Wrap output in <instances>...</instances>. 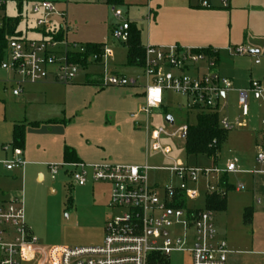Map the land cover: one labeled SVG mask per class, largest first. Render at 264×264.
Listing matches in <instances>:
<instances>
[{"label":"built area","instance_id":"obj_1","mask_svg":"<svg viewBox=\"0 0 264 264\" xmlns=\"http://www.w3.org/2000/svg\"><path fill=\"white\" fill-rule=\"evenodd\" d=\"M0 0V12L7 2ZM108 2L109 0H96ZM203 7L209 8L204 2ZM116 13V8L112 7ZM32 13L38 16L37 29L40 40H27L8 36L3 52L0 48V70L12 77V94L23 93L25 86L54 80L62 85L75 82L84 66L77 58L87 56L88 65L99 64L104 68L99 87L129 88L137 84L135 79L113 74L108 70L113 55L108 45L99 52L88 54L87 45L71 43L66 39L69 30L65 23L54 27L53 18L64 20L65 14L49 1L33 5ZM116 17L121 21L122 17ZM0 17V31L4 28ZM131 24L120 22L112 31V39L126 44ZM62 34L63 39L57 40ZM232 56H245L249 50L243 46L229 47ZM259 64V61L256 62ZM144 73L149 83L145 88V105L140 112L149 116L164 104L166 92L184 97V109L199 113L218 114L222 102L233 91L232 82L221 76L216 57L208 56L205 50L179 46H148L145 49ZM249 96L264 100V80L251 81L247 90L239 92V106L244 117L249 115ZM224 130L230 131L227 120L221 122ZM263 142H264V119ZM148 142L155 153L168 158L171 150L161 144L162 138H178L186 141L188 126L169 132L164 128L147 129ZM257 162L264 165V149L259 145ZM15 160L5 162L12 171L24 168L22 151L14 150ZM64 165L49 166L52 177L58 175ZM71 175L72 183L85 187L89 181L112 187L109 207L117 214L106 222L104 242L101 246L68 249L43 248L30 232L26 223L24 199L16 198L0 202V264H151L153 258L168 257L172 253H188L192 264H227L229 254L226 242L217 239L213 211L193 208L191 203L202 196L226 195L222 181L228 174L239 173L235 163L225 170L184 166L174 163L170 168L131 167L113 165H79ZM151 171L168 172L167 185L151 184ZM264 173V171H262ZM240 185L237 190H244ZM182 236L172 239L176 230ZM177 235V234H176Z\"/></svg>","mask_w":264,"mask_h":264},{"label":"crops","instance_id":"obj_2","mask_svg":"<svg viewBox=\"0 0 264 264\" xmlns=\"http://www.w3.org/2000/svg\"><path fill=\"white\" fill-rule=\"evenodd\" d=\"M12 1L17 5L18 14L15 17L7 15L6 10L9 3L7 2L2 12H0L2 20L18 19L17 35L15 36L27 40H40L42 34L36 27L38 16L32 13V7L34 4L43 2L44 0ZM49 2L54 3L58 10L65 14L64 20L57 17L53 18V26L58 28L66 23L69 27L66 39L71 43L81 44L75 41V39H70V36L74 38L78 37L79 33L78 27L72 26L68 19L66 10L70 0H65L63 8H60L53 1ZM204 2L209 4V8L203 7L202 4ZM97 3L107 4L110 8L127 6L139 12L142 11L144 16L142 21L134 18L130 22L122 18L119 22L127 21L140 31L142 46L145 49L147 46H179L182 48L208 50L215 54L218 71L221 76L232 82V92H237L238 101L239 92L247 90L251 81L264 80V0H123L122 5L111 4L109 2ZM119 22L109 24L108 33H110L111 39L107 43L86 42L82 44L109 45V43H112V48H110L113 55L109 61L108 70L113 74L135 79L137 84L134 87L100 88L99 83L104 73V68L99 64L91 63L82 69L84 72L81 73L80 71L75 82L70 85H62L54 80L29 84L25 86L20 96L15 97L12 92L9 94L8 90V86L13 90L12 85L9 83L12 77L10 74L0 70L2 95L11 96L20 109L19 116L12 121V135L7 139L9 145L13 147L14 127L16 125L25 127V143L23 147L14 148V150L20 149L22 151V160L25 162V166L24 168H16L12 171L7 170L9 173L17 169L21 170L14 172L16 175L8 178L10 181L17 183L20 180L22 184H25V180L35 175L40 183H44L46 181L45 172L54 181L61 171L64 170L66 173L71 172V178L72 173L79 170V165L144 166L143 164L147 158L145 160V147L143 144H141V151L137 155L128 157V154L125 153L126 142L131 136L137 135L143 138V134L131 125V121H134L135 124L141 127V124L137 123V121H143L144 117L146 118L145 131L148 141L147 129L154 130L150 126V116L155 111L166 109L165 98L163 106L153 111L151 115L147 116L140 112V109L146 103L145 88L149 81L145 76L144 67H130L127 65L128 49L125 44L112 39V31ZM116 43H119L122 48H118ZM240 46L248 50L257 51L258 54L232 56L227 51L229 47ZM223 57L227 59L229 57L232 58V64H221ZM257 61H259V64L256 63ZM246 62H250V68L245 66ZM243 75L248 76L246 78V88L238 89L236 85L240 84V79ZM227 97L228 95L222 102L221 108L228 107ZM253 100L264 103V100L257 101L254 98ZM180 107L183 108L184 105ZM167 124L173 128L175 126L174 117H168ZM242 124V128L246 127V123ZM261 137V142H258V137L254 140L257 150H259V145L263 143V133H261ZM164 139L171 138H162L161 144ZM150 144L148 142L147 154ZM66 149L73 152L72 161H66ZM12 156L15 160L14 151ZM167 159L173 164L177 163L170 156ZM195 160L196 162L202 161L204 165H190L186 162H182V165L217 168L216 160H208L206 158ZM48 163L64 165L55 178L52 177ZM230 163L235 162L231 161ZM146 166L149 165L147 164ZM240 168L244 170H256V157L250 162L248 161V163H240ZM262 171L253 173L252 175H243L244 173L240 171L239 173L224 176L231 188L226 193V209L222 212L213 211V213L217 239L226 242L228 246L227 264L230 259H233L232 256L237 252L236 250H250L261 245L255 229L256 224L259 223L258 219L264 213V207L259 199L257 200L258 206H256L254 198L255 193L264 195V173ZM229 175L238 176L240 182L248 181L249 187L253 189L247 190V192L253 193V196L251 194H242L246 190V186L243 183L240 185H243L245 189L237 190V187L230 181ZM169 179L170 176L167 184ZM98 185L108 184L89 181L85 187H91L93 197L99 202L98 207L105 211L110 203L112 187L108 185L109 190L105 194L106 196H104L101 190H99ZM50 191L52 194L56 193V190L52 187ZM231 193H235V196L229 199V194ZM16 198L24 199L23 192L10 189L8 194L0 195V202ZM207 198L209 197L205 198L202 196L194 203L199 204L200 201H203L202 207L195 205L192 207L206 208ZM35 204L36 202L33 200V208L36 210L37 204ZM247 209H251L253 212L250 225L244 223V213ZM26 223L30 232L35 236L34 231L29 226L27 217ZM232 261L230 262L232 263ZM190 262L192 264V260Z\"/></svg>","mask_w":264,"mask_h":264},{"label":"rangeland","instance_id":"obj_3","mask_svg":"<svg viewBox=\"0 0 264 264\" xmlns=\"http://www.w3.org/2000/svg\"><path fill=\"white\" fill-rule=\"evenodd\" d=\"M44 1H53L57 3L60 8L65 6V0ZM66 11L71 25L77 26L79 29L78 37L74 38L70 36V39H75V41L81 44L86 42L105 44L110 41L111 37L110 33H108V26L111 23L119 22L116 17L117 14H120L122 18L130 22H132L134 18H138L141 21L144 18L142 11L139 12L127 6L116 7V13H112L111 8L108 7L107 4L97 3L95 0H70ZM6 12L8 16L15 17L18 14L16 3L9 1ZM116 44L118 48H122L119 43ZM109 45L108 47L110 48L112 43H109ZM224 63L232 64V58L229 57L227 59L223 57L221 59V64ZM245 66L250 68V62H246ZM82 72L84 71L81 69V73ZM241 77L240 84L236 85L238 89L246 88V78H248V76L243 75ZM9 88L8 86L9 94H11L12 90ZM2 93L0 85V195L8 194L10 189L21 191V193L23 192L24 207L29 226L34 231L35 237L39 240L43 248L51 249L54 247H61L73 250L101 246L105 236L104 225L107 221L116 216L117 212L112 210L109 206L105 211L101 210V208L98 207L99 202L93 197L91 187L87 186L82 188L75 186L70 178L71 172L66 173L65 170L61 171L60 175L54 181H52L48 177V173L45 172L46 181L44 183H40L35 175L25 180V184H22L20 180L15 183L8 179L16 175L14 172L21 171L17 169L9 173L5 164L7 161L12 162L14 160L12 156L14 147L9 145L7 139L12 135V121L19 116L20 109L17 103L12 100L11 96H4ZM227 101L228 107H223L219 110V120L221 122L227 120L233 129L228 132V140L222 152L217 159H214L217 161V168L221 171L225 170L228 164L234 161L241 173H244L243 175H252L253 173L261 172L264 169V165L257 162L260 151L255 147L254 140L255 138L257 139V137L258 142L262 140L260 136L263 131L262 120L264 119V103L256 102L253 100L252 96H249V116L246 118L243 116L242 108L239 106L237 92H230ZM185 104L186 99L184 97L178 96L173 92H166V109L153 112L150 116V126L154 129L163 127L170 132L176 131L184 125L196 126L198 122V112L180 107ZM168 117H174L175 119V126L173 128L167 124ZM137 123L141 124V127L135 124L134 121H131V125L143 134V138L137 135L134 137L131 136L126 142L125 153L128 154V157L137 155L139 151H141V144H143L145 147V160L146 158L147 160L142 167L148 164L150 167L154 168H170L173 163L163 157L161 153H154L151 148L152 142L148 154L146 153L148 148L145 131L146 118L144 117L143 121H137ZM242 123H246V127L242 128ZM184 144L185 142L183 140L176 138L164 139L162 141L164 147L167 146L171 148L172 154L170 157L176 160L177 163L182 164V162H186L190 165L199 164L203 166L204 164L202 161L199 160L196 162L194 158L186 157ZM255 157L257 164L256 170H244L240 168V163H248V161L250 162ZM52 164L55 165L59 163H48V165ZM229 177L232 184L237 188L241 183L246 186V190L242 193L243 195L251 194L253 196V193L247 192V190L253 189L249 187L248 181L245 180L240 182L238 176L229 175ZM168 178V172L151 171L149 173L151 184L158 183L160 185H167ZM51 187L56 190L55 194L51 193ZM98 187L104 196H106L105 194L109 190L108 185H98ZM234 194L235 193L229 194V199L235 196ZM258 199L261 200V204L264 207V195L255 193L254 204H256V206H258ZM33 200L37 204L36 210L33 208ZM194 205L202 207L203 201H200L199 204L191 203V206ZM258 221L259 223L256 224L255 232L259 237L261 245L250 250H236L237 252H235L232 256L233 259H230L228 264H264V213ZM175 232L177 235L173 234V236H171L172 239L182 236L181 230L178 229ZM190 258L188 253H172L165 258V261L167 264H191ZM231 260H233L232 263L230 262Z\"/></svg>","mask_w":264,"mask_h":264},{"label":"trees","instance_id":"obj_4","mask_svg":"<svg viewBox=\"0 0 264 264\" xmlns=\"http://www.w3.org/2000/svg\"><path fill=\"white\" fill-rule=\"evenodd\" d=\"M111 4L122 5L123 0H109ZM19 23L18 19L4 20V28L0 31V48L1 52L7 45V37L15 36L16 28ZM63 35L60 34L57 40H62ZM128 49L127 65L130 67H144L145 64V48L142 46L141 33L133 25L129 30V40L125 44ZM88 54L99 52L103 45H87ZM208 56L216 57L215 54L206 50ZM1 58V56H0ZM87 56L84 59L77 58V61L83 64L84 68L88 66ZM228 132L223 129L218 114H210L206 112L199 113L196 126H188V136L185 141V154L188 158L195 159L206 158L208 160L217 159L222 152L224 145L228 140ZM25 143V127L16 125L13 132V147L21 148ZM264 149V142L262 143ZM73 152L69 149L65 151L66 161H72ZM223 186L226 191H230L227 179H223ZM226 195H213L207 198L206 209L214 212H222L226 209ZM252 210L247 209L244 213V223L250 225L252 222ZM151 264H167L163 256L152 259Z\"/></svg>","mask_w":264,"mask_h":264},{"label":"water","instance_id":"obj_5","mask_svg":"<svg viewBox=\"0 0 264 264\" xmlns=\"http://www.w3.org/2000/svg\"><path fill=\"white\" fill-rule=\"evenodd\" d=\"M249 54L250 55H254V54H258V52L257 51H254V50H249Z\"/></svg>","mask_w":264,"mask_h":264}]
</instances>
